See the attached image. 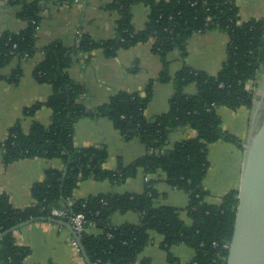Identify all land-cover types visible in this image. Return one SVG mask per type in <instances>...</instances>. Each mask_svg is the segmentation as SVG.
Here are the masks:
<instances>
[{
	"label": "trees",
	"instance_id": "trees-1",
	"mask_svg": "<svg viewBox=\"0 0 264 264\" xmlns=\"http://www.w3.org/2000/svg\"><path fill=\"white\" fill-rule=\"evenodd\" d=\"M7 1L20 7L18 19L25 27L0 35V82L18 85L23 70L20 66L12 68V62L32 58L38 52L41 8L39 0ZM74 1L58 0L69 5ZM138 4L150 10L145 28L139 31L132 23L131 11ZM106 9L119 15L111 39L97 40L79 31L73 45L55 41L42 50L44 59L33 76L39 84L50 85L53 92L46 102L36 103L24 113L32 117L47 107L53 111L52 122L47 127L34 122L28 134L18 122L0 143V149L6 165L24 159L59 158L64 169H49L42 182L32 185L35 203L26 209L15 208L7 194L0 195V234L32 218L55 217L69 223L72 214H82L85 231L78 236L92 264H138L137 258L151 243L152 231L164 237L161 247L169 264H181L170 252L176 245H186L195 251L189 264H227L238 190L226 194L219 205H211L206 202L209 191L203 182L210 168L207 158L210 145L223 141L243 147L241 139L222 128L217 110L254 105L255 90L250 82H257L264 71V18L242 22L236 0H113ZM210 30L224 32L229 39L227 59L220 72L210 75L184 65L171 76L170 54L178 50L181 59H185L190 39ZM150 41L152 52L162 65L157 79L149 81L142 92L119 91L107 103L93 108L83 103L86 88L68 73L75 63L87 62L95 51H102L105 58L112 59L121 50ZM139 68L136 62L131 71L136 73ZM169 82L175 92L168 112L148 119L145 109L152 100L154 84ZM192 84L198 88L193 96L185 92ZM85 118L108 119L125 141L139 139L146 146V155L129 165L120 162L115 170L106 169L105 148L74 145L75 126ZM184 128L193 129L197 136L168 148L170 135ZM140 169L152 176L163 171L166 184L189 195L188 206L180 210L156 205L160 195L152 181L142 194L103 193L74 199L78 184L85 180H108L120 185L136 177ZM182 211L187 213L191 224L182 220ZM128 212L139 215V224H112L115 213ZM91 226L102 229V233L90 235L87 231ZM13 235L0 240V264H25L30 255V249L17 245Z\"/></svg>",
	"mask_w": 264,
	"mask_h": 264
},
{
	"label": "crops",
	"instance_id": "crops-1",
	"mask_svg": "<svg viewBox=\"0 0 264 264\" xmlns=\"http://www.w3.org/2000/svg\"><path fill=\"white\" fill-rule=\"evenodd\" d=\"M34 2L37 0H27ZM42 23L38 30V52L29 59L15 60L12 68L20 66L23 76L18 85L0 82V143L7 139L10 129L17 124L25 132L30 131L34 122L49 126L52 122L53 111L47 107L36 111L34 116H26L25 110L36 103L46 102L52 95V87L39 84L33 76L35 68L43 61V49L55 41H61L66 46L74 43L78 31H83L97 40H108L114 35L115 24L119 19L116 12L107 11L106 6L113 0H75L72 4H60L58 0H39ZM240 11V19L246 22L252 19L264 18V0H236ZM20 7L12 6L7 0H0V35L5 31L18 32L25 23L18 19ZM132 23L139 31L145 28L149 16V8L144 4L132 8ZM227 34L219 30H210L194 35L187 45L188 55L181 59L178 50L170 54V75L174 76L184 65L195 70L216 75L222 69L227 57ZM153 41L140 44L129 50H121L115 58L107 59L103 52L95 51L85 62L79 60L68 71L70 77L83 84L86 95L83 103L93 108L107 103L119 91L142 92L147 83L157 79L162 65L159 58L152 52ZM139 71L131 69L135 63ZM254 86L255 97L252 108L241 107L231 110L219 107L217 113L221 119L222 128L242 140V148L219 141L209 146L210 168L204 179V187L209 191L206 202L219 205L222 198L233 190H238L244 159V147L252 127L264 117V71L258 76ZM175 88L172 82L156 83L153 96L145 116L153 119L168 112L170 99ZM186 94L196 95L198 88L192 84L185 89ZM196 131L184 128L170 135L171 148L175 143L195 138ZM74 145L77 148L102 147L108 152L104 167L108 170L117 169L120 162L129 165L146 155L147 149L139 139L125 141L111 121L106 118L80 120L75 126ZM63 170L64 165L59 158L54 159H24L6 165L0 149V195L7 194L15 208L26 209L35 201L32 197V185L42 182L49 169ZM155 184L160 197L156 205H165L184 210L189 203V195L166 184V174L158 171L146 175L143 169L136 177L118 185L108 180L95 181L90 178L78 184L74 191V199L80 200L90 196L104 194H142L148 182ZM59 214V212H58ZM182 220L191 224L185 211L181 212ZM140 217L137 213H115L112 217L114 226L129 223L137 225ZM90 235H99L102 229L91 226ZM151 243L139 256L138 264L149 260L150 264H169L167 253L161 245L164 237L156 232H150ZM15 242L19 246L30 249V255L24 260L25 264H86L83 256L72 243V235L64 228L47 223H33L14 233ZM171 254L181 264H189L195 257V251L186 245H176L170 249Z\"/></svg>",
	"mask_w": 264,
	"mask_h": 264
},
{
	"label": "water",
	"instance_id": "water-1",
	"mask_svg": "<svg viewBox=\"0 0 264 264\" xmlns=\"http://www.w3.org/2000/svg\"><path fill=\"white\" fill-rule=\"evenodd\" d=\"M234 235L227 264H264V117L252 127L244 147L238 187ZM47 222L66 229L86 264H92L70 223L51 217L32 218L0 234V240L33 223Z\"/></svg>",
	"mask_w": 264,
	"mask_h": 264
},
{
	"label": "built area",
	"instance_id": "built-area-1",
	"mask_svg": "<svg viewBox=\"0 0 264 264\" xmlns=\"http://www.w3.org/2000/svg\"><path fill=\"white\" fill-rule=\"evenodd\" d=\"M77 34H79V31L77 32ZM84 216L82 214H72V216L70 217V224L73 228V230L76 232V234L80 235V233L85 231L84 228ZM73 245L76 246L78 248V245L76 243V241L73 239L72 241Z\"/></svg>",
	"mask_w": 264,
	"mask_h": 264
}]
</instances>
